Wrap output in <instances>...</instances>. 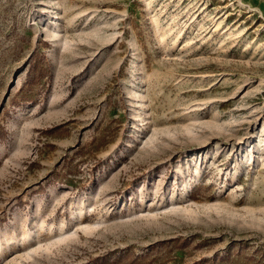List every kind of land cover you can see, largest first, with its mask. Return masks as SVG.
Listing matches in <instances>:
<instances>
[{
  "label": "rangeland",
  "instance_id": "rangeland-1",
  "mask_svg": "<svg viewBox=\"0 0 264 264\" xmlns=\"http://www.w3.org/2000/svg\"><path fill=\"white\" fill-rule=\"evenodd\" d=\"M0 264H264V0H0Z\"/></svg>",
  "mask_w": 264,
  "mask_h": 264
},
{
  "label": "bare ground",
  "instance_id": "bare-ground-1",
  "mask_svg": "<svg viewBox=\"0 0 264 264\" xmlns=\"http://www.w3.org/2000/svg\"><path fill=\"white\" fill-rule=\"evenodd\" d=\"M197 174H198V170H197ZM61 234H59V236H60Z\"/></svg>",
  "mask_w": 264,
  "mask_h": 264
}]
</instances>
